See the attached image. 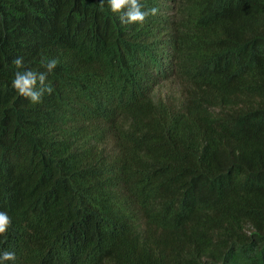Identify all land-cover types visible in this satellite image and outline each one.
<instances>
[{"label": "trees", "instance_id": "1", "mask_svg": "<svg viewBox=\"0 0 264 264\" xmlns=\"http://www.w3.org/2000/svg\"><path fill=\"white\" fill-rule=\"evenodd\" d=\"M140 2L0 0L4 264H264V0Z\"/></svg>", "mask_w": 264, "mask_h": 264}, {"label": "clouds", "instance_id": "2", "mask_svg": "<svg viewBox=\"0 0 264 264\" xmlns=\"http://www.w3.org/2000/svg\"><path fill=\"white\" fill-rule=\"evenodd\" d=\"M109 7L113 13H122L120 20L124 24L143 25L149 16H155L157 8H145L140 0H108ZM13 63L18 69L12 81V87L20 96L30 100L31 103L37 104L42 102L45 93L51 94L52 88L45 83L46 73H37L31 69H24L23 58H16ZM47 72H52L57 66V60L49 59L44 65ZM24 69V70H19ZM39 84V87H38ZM11 226V218L6 212L0 211V235L6 236ZM16 254L11 251H4L0 254V264L5 261H15Z\"/></svg>", "mask_w": 264, "mask_h": 264}]
</instances>
